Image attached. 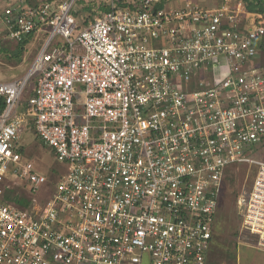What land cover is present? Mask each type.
I'll use <instances>...</instances> for the list:
<instances>
[{
	"label": "built area",
	"instance_id": "2783aa9c",
	"mask_svg": "<svg viewBox=\"0 0 264 264\" xmlns=\"http://www.w3.org/2000/svg\"><path fill=\"white\" fill-rule=\"evenodd\" d=\"M77 1L2 15L16 44L47 37L24 77L0 82V264H207L220 197L246 166L237 212L264 249L263 14L92 0L80 29ZM28 123L65 172L23 209L6 199L10 175L33 191L49 181L18 152Z\"/></svg>",
	"mask_w": 264,
	"mask_h": 264
},
{
	"label": "rangeland",
	"instance_id": "374dc122",
	"mask_svg": "<svg viewBox=\"0 0 264 264\" xmlns=\"http://www.w3.org/2000/svg\"><path fill=\"white\" fill-rule=\"evenodd\" d=\"M189 1L201 8H215L225 2L233 5L237 0H178L170 6L173 8L182 7ZM2 2L0 13L4 14L6 9L12 6V3H9L7 0ZM97 5L99 8V3ZM92 7H94L92 0H78L74 12L75 14H83ZM79 24H82V22L79 21ZM2 30L0 31V82H8L22 78L28 73L47 34H45L46 36L42 34L40 38L39 34L33 35L31 42L26 47L22 62L19 63L16 61V58L12 57L18 44L10 41L6 32ZM258 62L264 64L263 54H261ZM226 75L227 71L225 69L215 70V80L223 79ZM27 97L28 95L23 97L24 102L27 100ZM17 146L18 149L23 150V164L32 162L36 171L46 176L49 181L33 191L26 179L10 175L9 179L5 182V186L9 190H17L20 200L27 201L30 205L34 201L43 206L52 196L56 188L55 184L64 174L65 167L56 159L53 150L45 146L31 123L25 124L22 128ZM262 151L259 158L264 160V149ZM256 171V168L246 166L235 169L230 175V179L219 201L214 224V247L208 264H248V243L259 245L258 237L243 227L244 221L238 215L236 206L240 194L244 190L249 191L251 189ZM27 208L29 206L23 209ZM262 255L264 256V253Z\"/></svg>",
	"mask_w": 264,
	"mask_h": 264
},
{
	"label": "trees",
	"instance_id": "16d2710c",
	"mask_svg": "<svg viewBox=\"0 0 264 264\" xmlns=\"http://www.w3.org/2000/svg\"><path fill=\"white\" fill-rule=\"evenodd\" d=\"M241 1H243L245 3L246 8L249 12L263 14V16H264V0H241ZM97 10H98V8L93 7L91 13L87 16L85 15L86 12L83 14H75L77 16L78 20L82 22V24L79 25L80 29H82L84 26H86L89 23L90 20H93L96 17L97 12H98ZM104 10H105V8H104ZM34 34L35 33H32L22 43L18 44L16 50L13 52L12 57L16 58L17 59L16 61H18L19 63L22 62L23 55L26 52V47L31 42ZM261 41H262V43L259 47V58L261 57V54L264 55V38L261 39ZM31 89L32 88H30L26 94V95H28V97L30 96V94L32 92ZM2 109H3V102L0 101V111ZM26 109H28V108L26 107ZM18 152L23 154V150H21V149H18ZM6 199L10 203L15 204L21 208H26V207L30 206L29 202L20 200L17 190H13V189L8 190V192L6 194ZM21 201H23V202H21ZM213 247H214V244H213ZM212 252H213V250H212ZM212 252H210V254ZM215 253H217V251H215Z\"/></svg>",
	"mask_w": 264,
	"mask_h": 264
},
{
	"label": "crops",
	"instance_id": "0c3cea01",
	"mask_svg": "<svg viewBox=\"0 0 264 264\" xmlns=\"http://www.w3.org/2000/svg\"><path fill=\"white\" fill-rule=\"evenodd\" d=\"M2 1H6V0H0V5H1V3H3ZM7 1H9V3L10 2L12 3L11 7H13L14 5H16L19 2V0H7ZM2 15L3 14L0 13V16H1V18H0V31L3 29L2 31L6 32L7 37H8L7 28L5 26ZM35 34H39V38H40L42 36V34L44 36L46 34V32L45 31H43V32L39 31V32H36ZM42 43H43V41H42ZM213 244H214V241L212 243V247H211L210 252H212ZM210 252H209L208 260L210 257ZM262 253H264L263 248L259 247L258 245H255V244H249L248 243V264H264V256L262 255ZM208 260H207V264H208Z\"/></svg>",
	"mask_w": 264,
	"mask_h": 264
}]
</instances>
